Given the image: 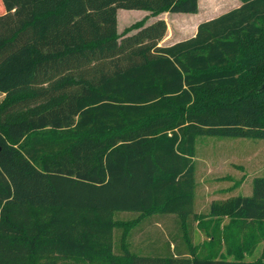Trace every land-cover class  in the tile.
<instances>
[{"label":"trees","instance_id":"16d2710c","mask_svg":"<svg viewBox=\"0 0 264 264\" xmlns=\"http://www.w3.org/2000/svg\"><path fill=\"white\" fill-rule=\"evenodd\" d=\"M199 1L0 0V264H264L126 242L155 215L183 243L189 223L226 217L241 257L264 241V176L195 212L197 139L264 140V0L173 45L163 19L118 33L120 9L197 14Z\"/></svg>","mask_w":264,"mask_h":264},{"label":"rangeland","instance_id":"374dc122","mask_svg":"<svg viewBox=\"0 0 264 264\" xmlns=\"http://www.w3.org/2000/svg\"><path fill=\"white\" fill-rule=\"evenodd\" d=\"M200 18H216L241 5V0H200ZM204 15V17H202ZM186 14L162 13L153 15L147 11L123 10L117 12L118 33L120 36L130 35L157 19L166 21L168 31L161 45H169L187 39L190 36L191 24ZM264 88V78L261 84ZM5 96L0 95V105ZM197 189L195 211L207 216L213 204H227L233 197L250 196L253 179L264 176V140L241 138H217L202 136L197 139ZM137 215L129 212L116 214V220L128 222ZM168 216L155 215L134 227L129 228L127 245L132 251L143 253H176L187 251L189 245H197V255L223 259H239L247 261L264 260V241H260L251 254L241 257L237 246L240 238L227 240L223 228L229 223L226 217H215L213 221L203 222L202 227L196 222L188 224L189 243H183V231L174 221H163ZM161 222L157 223V220ZM164 223V224H163ZM115 232V247L122 253L121 238L124 229ZM263 236V234H261ZM260 236V237H262ZM211 237L214 240L211 242ZM228 250L232 253L229 254Z\"/></svg>","mask_w":264,"mask_h":264},{"label":"crops","instance_id":"0c3cea01","mask_svg":"<svg viewBox=\"0 0 264 264\" xmlns=\"http://www.w3.org/2000/svg\"><path fill=\"white\" fill-rule=\"evenodd\" d=\"M238 8V7H237ZM200 11H201V3H200V1H199V11H198V13L197 14H186V15H189V16H191V17H186V18H188L189 20H190V24H191V31H190V36L187 38V39H189V38H192V37H194L195 35H196V33H197V30H198V26L201 24V23H203V22H206V21H210V20H212V19H215V18H200V16H199V14H200ZM229 12V11H228ZM227 13V12H226ZM221 16V15H220ZM202 17H204V15L202 16ZM219 17V16H218ZM217 18V17H216ZM160 19V18H159ZM159 19H157V20H159ZM186 40V39H185ZM173 44H175V43H173ZM173 44H169V45H173ZM0 95H2V96H5L6 94L5 93H2V92H0ZM197 181V180H196ZM196 212V211H195ZM197 213V212H196ZM197 214H200V213H197ZM197 224V223H196Z\"/></svg>","mask_w":264,"mask_h":264}]
</instances>
